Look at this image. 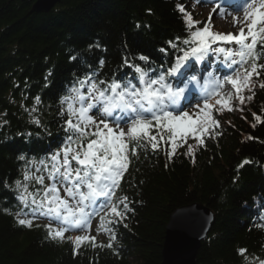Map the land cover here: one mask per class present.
I'll return each instance as SVG.
<instances>
[{
    "label": "trees",
    "instance_id": "1",
    "mask_svg": "<svg viewBox=\"0 0 264 264\" xmlns=\"http://www.w3.org/2000/svg\"><path fill=\"white\" fill-rule=\"evenodd\" d=\"M35 1L0 0V264H160L171 215L192 203L215 216L195 264H257L264 258V214L248 209L264 204V68L243 87L251 61L240 76L241 91L216 97V103L228 100L232 110L214 106L211 114L219 127L204 137L203 146L189 138L171 159L163 145L157 151L139 149L137 157L129 153L131 163L116 195L127 196L132 211L123 223L109 225L116 235L112 248L95 237L96 247L88 242L74 253L72 241L85 233H65L59 242L48 239L47 222L34 221L31 228L17 224L14 181L25 167L18 156L25 152L26 160L39 162L61 146L67 132L60 99L74 82L95 71L98 79L127 75L138 83L125 57L157 73L165 71L180 54L169 41L187 36L177 6L200 21L189 0H61L48 12H31ZM140 55L150 58L147 65L137 59ZM258 63L264 64V57ZM33 107L41 138L28 135L33 126L25 109ZM189 144L192 155L186 154ZM48 145L54 147L48 150ZM245 160L249 163L241 167ZM5 180L10 188H4ZM240 249H246L244 255Z\"/></svg>",
    "mask_w": 264,
    "mask_h": 264
},
{
    "label": "snow or ice",
    "instance_id": "2",
    "mask_svg": "<svg viewBox=\"0 0 264 264\" xmlns=\"http://www.w3.org/2000/svg\"><path fill=\"white\" fill-rule=\"evenodd\" d=\"M177 7L184 15L187 36L182 40L177 37L176 42L169 41L170 47L180 54L165 71L157 73L125 57L124 64L133 69L138 83L127 75L122 79H98V73L93 71L78 78L61 97L60 115H66L64 131L69 133L61 146L39 162L26 160L24 154L18 156L19 160L25 161L23 180L16 179L13 189L19 205L15 212L18 225L31 228L35 219L46 218L49 221L45 225L48 239L63 242L66 232H89L92 219L99 217L97 232L110 233V241H115V231L109 225L123 223L127 219L126 213L132 211L127 196L116 195L131 163L129 153L137 157L139 149L150 146L152 151H157L163 145L171 159L189 138L203 146L204 137L211 134V129L219 127V121L211 114L214 106L208 100L220 95L223 82L217 81L216 88L205 96L202 109L199 103L195 106L202 115L197 113L193 118L186 110L188 106L181 103L186 88L174 87L168 78L183 75L181 70L187 71L191 67L189 61L203 62L209 54L223 55L225 60L238 65L232 75L224 77L237 93L241 91V72L246 71L244 66L249 61L251 71L247 72L243 87H248L253 74L259 77L258 69L264 68V64L258 63L264 57V0H242L237 8L242 17H233V27L240 25L237 33L213 32L210 21L198 27L200 21L193 20L182 5ZM160 51L166 52V49ZM137 59L144 65L150 60L145 55ZM104 65L105 60L100 59L99 69ZM191 80L195 81L196 77L192 76ZM34 100L35 105L41 103L39 96ZM240 100L243 103V97ZM217 104L232 110L228 100H217ZM93 110L95 114H92ZM25 111L31 116L37 108L33 107L31 111L26 108ZM31 122L41 126L38 118L34 117ZM169 148L171 150L167 151ZM186 154H193V145H188ZM247 163L249 161L245 160L240 166ZM4 188H10L7 180ZM67 239L72 241L71 236ZM72 242L74 253L88 242L97 246L91 235H77ZM107 247L112 248V243ZM245 252L246 249L239 250L240 255ZM259 264H264V260Z\"/></svg>",
    "mask_w": 264,
    "mask_h": 264
},
{
    "label": "water",
    "instance_id": "3",
    "mask_svg": "<svg viewBox=\"0 0 264 264\" xmlns=\"http://www.w3.org/2000/svg\"><path fill=\"white\" fill-rule=\"evenodd\" d=\"M61 0H36L31 12H48ZM213 223V212L202 204L182 207L168 222L160 264H195L201 241Z\"/></svg>",
    "mask_w": 264,
    "mask_h": 264
},
{
    "label": "rangeland",
    "instance_id": "4",
    "mask_svg": "<svg viewBox=\"0 0 264 264\" xmlns=\"http://www.w3.org/2000/svg\"><path fill=\"white\" fill-rule=\"evenodd\" d=\"M242 2V0H240L239 3H234V4H227V5H223L224 1L221 2V0H198V3L196 2V5L192 6L191 11L192 13L198 18L197 20H200L202 24L207 23L206 19L211 20L210 21V26L215 27V29L221 33H228V32H233V33H237L239 30L240 25L236 24L235 27H233V17L234 16H239L242 17V12H234L232 9H237L238 5ZM201 7V9H198V7ZM222 6H226L229 8H223ZM231 6H233L231 8ZM221 13L223 15H221ZM229 46V45H228ZM222 73V72H221ZM221 82H223L224 86L221 90L224 91L225 94L228 93V85L226 84V81H224V77L222 76L221 78ZM195 99V98H194ZM200 109H202L200 107ZM200 109H197L196 107H194L192 110L189 111L190 115H193V118H195L196 114L199 113L201 114ZM95 114V110H93V113ZM99 116H97L98 118ZM29 118V125H32L33 127L31 128V130L28 131V134L31 133V135H29L30 137H32L33 135H36L35 138H41L42 137V133L40 131V127H37L34 123H32V117L28 116ZM33 130V131H32ZM125 130H127V127H125ZM36 131V132H35ZM31 140V138H27L26 140V144ZM39 152V151H37ZM21 154H25V152L21 153ZM21 180H23V175L21 176ZM92 223L94 224V231L93 234L97 236V238L100 241H108V238L106 236L105 233L97 232V221L93 220Z\"/></svg>",
    "mask_w": 264,
    "mask_h": 264
},
{
    "label": "bare ground",
    "instance_id": "5",
    "mask_svg": "<svg viewBox=\"0 0 264 264\" xmlns=\"http://www.w3.org/2000/svg\"><path fill=\"white\" fill-rule=\"evenodd\" d=\"M222 1H224L225 3H232V2H234L235 0H222ZM198 9H201V7L199 6L198 7ZM206 63H208V62H206ZM195 67H199L198 65L197 66H195ZM174 79V82L175 83H178L177 82V80H176V78L174 77L173 78ZM64 119H66V115L64 116V118H63V120ZM43 125V124H42ZM50 129V128H49ZM52 130V129H51ZM45 131H47V132H45ZM53 131V130H52ZM44 132L45 133H47V135L49 134V132H50V130H47V127H45L44 128ZM66 136H68V133L66 134ZM44 141H46V144H47V139H46V137L44 136ZM62 142V141H61ZM54 146H47V148H48V150L49 149H51V148H53ZM195 204H197V203H192V204H189V205H187V206H183V207H191V206H194ZM204 206V205H203ZM205 207V206H204ZM248 209H249V211H250V213L251 214H255V213H257L259 216H262L263 214H264V204L262 205V206H260V207H257L255 204H250V205H248ZM206 208V207H205ZM17 211V207H15L14 208V210H13V213L15 214V212ZM214 218H215V216H214V213H213V220H214ZM169 222H170V220H169ZM261 260H264V258H259L258 259V261H257V264H259V262L261 261Z\"/></svg>",
    "mask_w": 264,
    "mask_h": 264
}]
</instances>
